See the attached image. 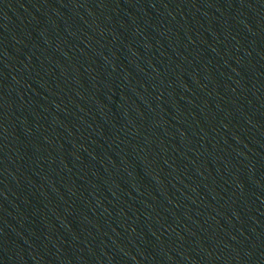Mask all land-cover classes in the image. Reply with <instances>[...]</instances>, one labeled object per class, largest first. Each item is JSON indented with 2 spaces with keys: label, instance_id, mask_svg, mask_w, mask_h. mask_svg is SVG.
Here are the masks:
<instances>
[{
  "label": "water",
  "instance_id": "obj_1",
  "mask_svg": "<svg viewBox=\"0 0 264 264\" xmlns=\"http://www.w3.org/2000/svg\"><path fill=\"white\" fill-rule=\"evenodd\" d=\"M0 264H264V0H0Z\"/></svg>",
  "mask_w": 264,
  "mask_h": 264
}]
</instances>
